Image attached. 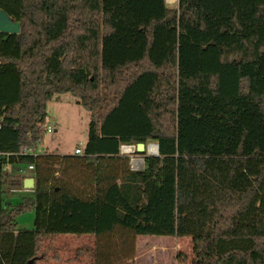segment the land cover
I'll list each match as a JSON object with an SVG mask.
<instances>
[{
    "label": "trees",
    "instance_id": "1",
    "mask_svg": "<svg viewBox=\"0 0 264 264\" xmlns=\"http://www.w3.org/2000/svg\"><path fill=\"white\" fill-rule=\"evenodd\" d=\"M0 9L21 24L0 32V264L59 260L54 239L85 234L89 264H134L145 235L190 237L193 264H264V0ZM64 94L90 113L83 152L36 153ZM150 142L132 169L121 146Z\"/></svg>",
    "mask_w": 264,
    "mask_h": 264
},
{
    "label": "rangeland",
    "instance_id": "2",
    "mask_svg": "<svg viewBox=\"0 0 264 264\" xmlns=\"http://www.w3.org/2000/svg\"><path fill=\"white\" fill-rule=\"evenodd\" d=\"M168 6L177 7L178 0H166ZM47 125L52 131H46L44 141L37 153L44 151L60 154H73L79 145L85 146L88 137L90 113L78 103L71 94L61 95L60 100H52L47 107ZM156 144L154 142L148 143ZM147 145V147H148ZM146 154L151 153L146 148ZM141 159L142 156L134 155ZM138 164V163H136ZM135 170L142 169L144 162L139 163ZM7 172L13 173L9 167ZM31 172L27 169L19 171L15 177H24ZM14 175V174H12ZM13 180V179H12ZM10 194L7 199L14 205L29 194V190L20 184H10ZM13 188V189H12ZM8 191V192H9ZM21 228H32L33 213L22 215L19 220ZM59 260L39 261L38 264H89L93 260L91 249L94 248L95 238L91 235H62L54 239ZM47 243V242H45ZM136 258L134 264H193V244L190 237L176 238L173 236H139L136 240Z\"/></svg>",
    "mask_w": 264,
    "mask_h": 264
},
{
    "label": "water",
    "instance_id": "3",
    "mask_svg": "<svg viewBox=\"0 0 264 264\" xmlns=\"http://www.w3.org/2000/svg\"><path fill=\"white\" fill-rule=\"evenodd\" d=\"M0 32L10 33V34H18L21 32V24L19 21L14 20L10 15L0 9ZM157 147V151L155 152L158 155L159 152V145L155 144ZM146 145L144 143H138L136 145V152L142 153L146 151ZM141 160L144 162V158L142 157ZM34 187V178L27 177L24 179V188L27 190L33 189Z\"/></svg>",
    "mask_w": 264,
    "mask_h": 264
},
{
    "label": "built area",
    "instance_id": "4",
    "mask_svg": "<svg viewBox=\"0 0 264 264\" xmlns=\"http://www.w3.org/2000/svg\"><path fill=\"white\" fill-rule=\"evenodd\" d=\"M46 130L52 131L53 129L50 125H46ZM150 145H152V144H150ZM150 145H148V147H146V148H148V150H149ZM135 149H136L135 145H122L121 146V154H127V155L131 156V167H132V169H135L134 166L138 167L140 165L139 163L138 164L134 163L136 160H140L141 162H143L139 158H133L134 157L133 154L135 153ZM82 152H83V148L81 147V145H79L75 148V151H74L75 154H82ZM153 154H155V153H153ZM29 169H33V166L30 165Z\"/></svg>",
    "mask_w": 264,
    "mask_h": 264
},
{
    "label": "bare ground",
    "instance_id": "5",
    "mask_svg": "<svg viewBox=\"0 0 264 264\" xmlns=\"http://www.w3.org/2000/svg\"><path fill=\"white\" fill-rule=\"evenodd\" d=\"M149 151L151 152V153H155L156 151H157V147H156V145L155 144H152V145H150V147H149ZM134 163H142L140 160H136Z\"/></svg>",
    "mask_w": 264,
    "mask_h": 264
},
{
    "label": "crops",
    "instance_id": "6",
    "mask_svg": "<svg viewBox=\"0 0 264 264\" xmlns=\"http://www.w3.org/2000/svg\"><path fill=\"white\" fill-rule=\"evenodd\" d=\"M49 117V116H48ZM44 152H48V151H44ZM44 152H41V153H44ZM37 153V152H36ZM50 153H57V152H50Z\"/></svg>",
    "mask_w": 264,
    "mask_h": 264
}]
</instances>
